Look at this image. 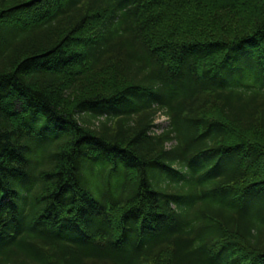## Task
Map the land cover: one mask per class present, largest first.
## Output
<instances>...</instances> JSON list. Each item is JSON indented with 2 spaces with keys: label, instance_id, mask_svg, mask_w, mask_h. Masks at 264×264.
<instances>
[{
  "label": "trees",
  "instance_id": "trees-1",
  "mask_svg": "<svg viewBox=\"0 0 264 264\" xmlns=\"http://www.w3.org/2000/svg\"><path fill=\"white\" fill-rule=\"evenodd\" d=\"M263 161L264 0H0V264H264Z\"/></svg>",
  "mask_w": 264,
  "mask_h": 264
},
{
  "label": "rangeland",
  "instance_id": "rangeland-1",
  "mask_svg": "<svg viewBox=\"0 0 264 264\" xmlns=\"http://www.w3.org/2000/svg\"><path fill=\"white\" fill-rule=\"evenodd\" d=\"M155 124L157 126H159V128L161 129H165L168 125V121H167V118L165 117H158L156 120H155Z\"/></svg>",
  "mask_w": 264,
  "mask_h": 264
},
{
  "label": "bare ground",
  "instance_id": "bare-ground-1",
  "mask_svg": "<svg viewBox=\"0 0 264 264\" xmlns=\"http://www.w3.org/2000/svg\"><path fill=\"white\" fill-rule=\"evenodd\" d=\"M262 162V161H261ZM264 162V161H263ZM128 174V173H127ZM131 175V174H130ZM133 176V175H132Z\"/></svg>",
  "mask_w": 264,
  "mask_h": 264
}]
</instances>
